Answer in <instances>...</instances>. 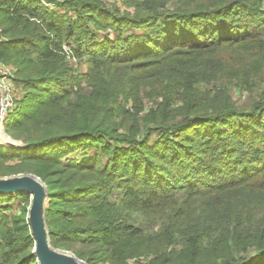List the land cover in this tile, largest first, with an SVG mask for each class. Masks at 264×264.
Segmentation results:
<instances>
[{
  "label": "trees",
  "instance_id": "trees-1",
  "mask_svg": "<svg viewBox=\"0 0 264 264\" xmlns=\"http://www.w3.org/2000/svg\"><path fill=\"white\" fill-rule=\"evenodd\" d=\"M263 3L0 0L19 89L4 130L23 144L0 145V177L45 183L54 248L88 264H264V95L238 109L230 93L264 83ZM13 197L0 193V264H35L28 194Z\"/></svg>",
  "mask_w": 264,
  "mask_h": 264
},
{
  "label": "water",
  "instance_id": "water-1",
  "mask_svg": "<svg viewBox=\"0 0 264 264\" xmlns=\"http://www.w3.org/2000/svg\"><path fill=\"white\" fill-rule=\"evenodd\" d=\"M15 147H22L20 141L10 140ZM1 145V144H0ZM29 185V186H25ZM31 194L29 207V220L35 235L33 251L38 264H88L69 250L54 248L50 244L49 232L45 223V209L48 205V195L45 183L35 174H18L11 177H0V193H25ZM28 189V190H27ZM34 215L35 222L31 221ZM47 247L48 250L43 249Z\"/></svg>",
  "mask_w": 264,
  "mask_h": 264
},
{
  "label": "rangeland",
  "instance_id": "rangeland-1",
  "mask_svg": "<svg viewBox=\"0 0 264 264\" xmlns=\"http://www.w3.org/2000/svg\"><path fill=\"white\" fill-rule=\"evenodd\" d=\"M56 1H61V0H56ZM102 1H103V3H105V4L109 5V6H113V5L114 6H118L121 11H126L124 6H122V0H102ZM263 5H264V3H263ZM263 39H264V37H263ZM70 63L75 68H77V70L79 72H83V71L86 70V64L84 62H82V63L77 62L75 58L72 59V60L70 59ZM211 87H213L211 84L204 86V88H206V89L211 88ZM230 93L232 95V98H233V101L235 103V106L238 109H242V108H245V107L249 106V103H250V100H251L252 96L255 99H259L260 96L264 95V83L259 85L252 94L248 93L247 91H243V90H240V89L234 88V87L230 88ZM146 104L148 106L151 103L147 102ZM75 156L81 158L83 156V154L76 153ZM11 176H17V175H7V176H2L1 178L11 177ZM23 190L26 191V189H23ZM26 194H28V193L25 192V193L15 194L14 197L12 198V200L10 201L11 205H14L15 207H19L21 204H24V201H25L24 197H26ZM28 199H29V201H31L29 194H28ZM29 207L30 206L28 205L27 206L28 212H29ZM29 223H30L31 235H32L33 238H35L34 231L32 229V224H31L30 221H29ZM34 243H35V239H34ZM43 249L48 250V248L46 246ZM33 253H34V251H33ZM35 257H36V254H35ZM133 262H134V260H130L129 261V263H131V264ZM144 262H147V260H145ZM35 264H38L37 257H36V263Z\"/></svg>",
  "mask_w": 264,
  "mask_h": 264
},
{
  "label": "built area",
  "instance_id": "built-area-1",
  "mask_svg": "<svg viewBox=\"0 0 264 264\" xmlns=\"http://www.w3.org/2000/svg\"><path fill=\"white\" fill-rule=\"evenodd\" d=\"M2 40L3 38L0 36V42ZM18 90L19 89L16 85V82L13 79V67L0 63V133H4L5 135H7V133L4 130V123L7 119V116L16 105ZM10 140L11 139L7 140L4 144L1 145H4L6 147L14 146V144H10ZM19 193L21 192H13L14 195ZM29 195L30 197H32L31 194ZM27 219H29V212L27 214Z\"/></svg>",
  "mask_w": 264,
  "mask_h": 264
},
{
  "label": "bare ground",
  "instance_id": "bare-ground-1",
  "mask_svg": "<svg viewBox=\"0 0 264 264\" xmlns=\"http://www.w3.org/2000/svg\"><path fill=\"white\" fill-rule=\"evenodd\" d=\"M9 135H5L4 133H0V144H4L7 140H9Z\"/></svg>",
  "mask_w": 264,
  "mask_h": 264
},
{
  "label": "crops",
  "instance_id": "crops-1",
  "mask_svg": "<svg viewBox=\"0 0 264 264\" xmlns=\"http://www.w3.org/2000/svg\"><path fill=\"white\" fill-rule=\"evenodd\" d=\"M18 96H19V90L17 91V98H18Z\"/></svg>",
  "mask_w": 264,
  "mask_h": 264
}]
</instances>
